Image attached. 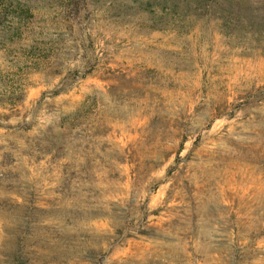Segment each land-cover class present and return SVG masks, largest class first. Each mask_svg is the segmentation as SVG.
Returning <instances> with one entry per match:
<instances>
[{
  "label": "rangeland",
  "instance_id": "rangeland-1",
  "mask_svg": "<svg viewBox=\"0 0 264 264\" xmlns=\"http://www.w3.org/2000/svg\"><path fill=\"white\" fill-rule=\"evenodd\" d=\"M205 241L264 264V0H0V264Z\"/></svg>",
  "mask_w": 264,
  "mask_h": 264
},
{
  "label": "bare ground",
  "instance_id": "bare-ground-1",
  "mask_svg": "<svg viewBox=\"0 0 264 264\" xmlns=\"http://www.w3.org/2000/svg\"><path fill=\"white\" fill-rule=\"evenodd\" d=\"M260 194H262V188H258L256 190V196H260ZM255 196V195H254ZM253 194L251 196L254 197ZM250 198V197H249ZM255 225L254 222H251V223H248L246 226L247 228L250 230H252L253 226ZM230 232V231H229ZM254 232V231H253ZM206 233V232H205ZM204 235V233L202 234ZM229 237H233V231H231L229 234ZM205 237V236H204ZM241 237L243 240H242V243L243 244H246L248 242V238H247V235H241L239 236ZM201 239H203V237H201ZM259 242V241H258ZM207 242H203L202 244H200L198 250L200 252L203 253V262L201 264H212V263H216V262H220L222 260L221 256H222V251L224 250L225 247H221L220 245H207L206 244ZM241 243V242H240ZM257 244V243H256ZM247 247V246H246ZM248 248V247H247ZM249 249H246L244 252H243V256H244V259L248 261V257H249V252H248ZM223 261V260H222ZM221 261V263H222ZM246 261V262H247ZM251 261H253L252 263H256L258 262L257 259H252ZM247 264V263H246Z\"/></svg>",
  "mask_w": 264,
  "mask_h": 264
}]
</instances>
